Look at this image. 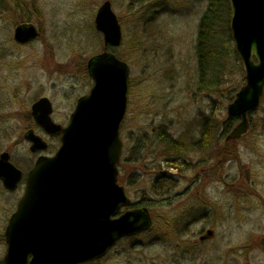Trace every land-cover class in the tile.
I'll return each instance as SVG.
<instances>
[{
  "label": "rangeland",
  "instance_id": "rangeland-1",
  "mask_svg": "<svg viewBox=\"0 0 264 264\" xmlns=\"http://www.w3.org/2000/svg\"><path fill=\"white\" fill-rule=\"evenodd\" d=\"M104 1L0 0V155L10 152L24 172L15 190L0 179V264L25 175L40 154L53 155L59 146L57 138L35 123L32 105L47 96L54 121L68 124L78 99L93 85L88 60L105 48L95 26ZM110 1L123 39L109 50L130 67L121 136L122 159L134 161L119 166L118 181L131 202L144 201L152 225L82 264H264V98L248 134L228 144L222 140V155L197 154L187 166L168 167L153 138L160 125L180 138L191 128L196 138L206 116L217 122L231 116L227 105L245 83L234 41L221 86H204L196 44L209 0ZM20 23L36 25L40 34L18 43L14 32ZM29 129L49 142L45 151H31L25 138ZM136 147L144 149L139 156ZM208 228L215 229V236L200 240Z\"/></svg>",
  "mask_w": 264,
  "mask_h": 264
},
{
  "label": "water",
  "instance_id": "water-1",
  "mask_svg": "<svg viewBox=\"0 0 264 264\" xmlns=\"http://www.w3.org/2000/svg\"><path fill=\"white\" fill-rule=\"evenodd\" d=\"M230 31L245 71V83L227 105L239 122L226 141L239 139L251 129L250 115L264 98V0H229ZM95 26L103 34L105 49L88 60L93 79L89 93L82 95L63 126L52 118L47 96L32 105L34 121L49 134L62 132L55 154H41L26 176L23 195L6 227L4 264H82L105 256L125 236L148 230L152 216L148 207L118 214L131 203L118 181L124 150L121 126L129 103V64L110 47L121 45L123 30L110 0L99 7ZM40 31L32 23L16 26L14 39L27 43ZM31 151H45L48 142L34 129L25 133ZM23 170L0 155V179L14 190ZM216 231L208 228L200 240Z\"/></svg>",
  "mask_w": 264,
  "mask_h": 264
},
{
  "label": "trees",
  "instance_id": "trees-1",
  "mask_svg": "<svg viewBox=\"0 0 264 264\" xmlns=\"http://www.w3.org/2000/svg\"><path fill=\"white\" fill-rule=\"evenodd\" d=\"M230 18L231 7L229 0H209V5L204 11L199 24L196 44L200 82L204 86H207L206 84L210 82L218 85L224 74L225 61L231 54L230 51L233 44ZM228 98L232 99V97ZM254 114L250 116L251 120ZM238 121L239 117L237 116H229L223 121L219 119L218 122L213 117L206 116L202 121L200 135L196 138L191 128L186 130L183 137L180 138L171 135L165 125H160L154 129V143L160 147V153L164 156L167 166L180 169L189 164L191 156L210 152H217V155H222L224 153L222 140ZM228 143L229 141H226V144ZM133 151L135 154L138 152V155H136L139 156L144 149H137L136 147ZM140 157L142 158L143 156L141 155ZM130 161H134L130 156L123 158L120 167L122 168L124 164ZM164 181H167V178ZM154 184L157 188L156 183ZM156 191L158 192L159 190L157 189ZM167 194L168 192L165 191L159 192L158 195L160 196L159 198H164Z\"/></svg>",
  "mask_w": 264,
  "mask_h": 264
},
{
  "label": "flooded vegetation",
  "instance_id": "flooded-vegetation-1",
  "mask_svg": "<svg viewBox=\"0 0 264 264\" xmlns=\"http://www.w3.org/2000/svg\"><path fill=\"white\" fill-rule=\"evenodd\" d=\"M87 69H88V63H87ZM88 73H89V70H88ZM89 75H90V73H89ZM90 77H91V75H90ZM92 78V77H91ZM53 118V117H52ZM70 119V118H69ZM54 120V119H53ZM58 123V122H57ZM59 124H61V125H63V123H59ZM63 126H66V125H63ZM43 130H44V128H43ZM45 131V130H44ZM45 133L46 134H48L46 131H45ZM49 136H51V137H55V138H57L58 140H59V146H60V144H61V137H62V132L61 133H57V134H48ZM48 144H49V142H48ZM59 146H58V148H59ZM48 147H49V145H48ZM58 150V149H57ZM56 150V151H57ZM41 155V154H40ZM39 155V156H40ZM45 155H47V154H45ZM38 156V157H39ZM50 156V155H49ZM23 177H24V172H23ZM25 181H26V175H25ZM20 184V183H19ZM138 207H145V203H144V201L143 200H141V201H138V202H131L130 204H128V205H126V206H122L120 209H119V211H118V214H121V213H123V212H125L126 210H129V209H132V208H138Z\"/></svg>",
  "mask_w": 264,
  "mask_h": 264
}]
</instances>
